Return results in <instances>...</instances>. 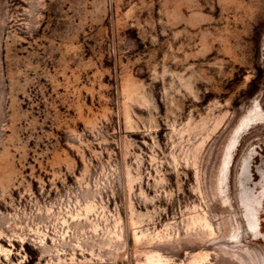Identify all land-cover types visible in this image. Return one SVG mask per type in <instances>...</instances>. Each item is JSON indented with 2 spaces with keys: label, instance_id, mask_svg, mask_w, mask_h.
I'll use <instances>...</instances> for the list:
<instances>
[{
  "label": "rangeland",
  "instance_id": "rangeland-1",
  "mask_svg": "<svg viewBox=\"0 0 264 264\" xmlns=\"http://www.w3.org/2000/svg\"><path fill=\"white\" fill-rule=\"evenodd\" d=\"M0 264H264V0H0Z\"/></svg>",
  "mask_w": 264,
  "mask_h": 264
},
{
  "label": "bare ground",
  "instance_id": "bare-ground-1",
  "mask_svg": "<svg viewBox=\"0 0 264 264\" xmlns=\"http://www.w3.org/2000/svg\"><path fill=\"white\" fill-rule=\"evenodd\" d=\"M253 219H254V217H253ZM255 232V231H254ZM254 236H255V233H254ZM259 237V236H258ZM253 238V237H252ZM259 245V244H258Z\"/></svg>",
  "mask_w": 264,
  "mask_h": 264
}]
</instances>
